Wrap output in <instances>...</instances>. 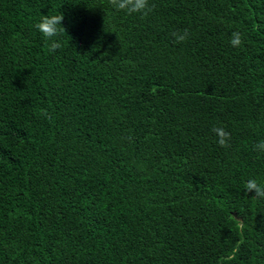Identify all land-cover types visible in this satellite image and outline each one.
Instances as JSON below:
<instances>
[{"label": "trees", "instance_id": "trees-1", "mask_svg": "<svg viewBox=\"0 0 264 264\" xmlns=\"http://www.w3.org/2000/svg\"><path fill=\"white\" fill-rule=\"evenodd\" d=\"M150 5L0 0V264H264V0Z\"/></svg>", "mask_w": 264, "mask_h": 264}, {"label": "clouds", "instance_id": "clouds-1", "mask_svg": "<svg viewBox=\"0 0 264 264\" xmlns=\"http://www.w3.org/2000/svg\"><path fill=\"white\" fill-rule=\"evenodd\" d=\"M109 3L116 11H123L126 14H140L147 16L153 9L154 5H150V0H109ZM64 20L63 14L57 15H41L39 21L34 24L35 29L45 38L48 51L55 53L61 49L62 43L58 39L62 34L66 33V29L62 26ZM173 37L177 43H183L189 36L187 29L174 32ZM242 37L239 32H233L230 44L233 47H239L242 44ZM211 131L217 137V143L220 147H228L231 140V134L223 127H213ZM255 148L259 152H264V140L259 141ZM245 191L254 193L252 197L264 199V186L259 184L255 179H249L245 183Z\"/></svg>", "mask_w": 264, "mask_h": 264}]
</instances>
